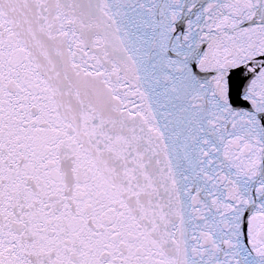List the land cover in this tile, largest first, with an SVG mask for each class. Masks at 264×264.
<instances>
[{
    "label": "snow or ice",
    "instance_id": "obj_1",
    "mask_svg": "<svg viewBox=\"0 0 264 264\" xmlns=\"http://www.w3.org/2000/svg\"><path fill=\"white\" fill-rule=\"evenodd\" d=\"M0 264H264V0H0Z\"/></svg>",
    "mask_w": 264,
    "mask_h": 264
}]
</instances>
